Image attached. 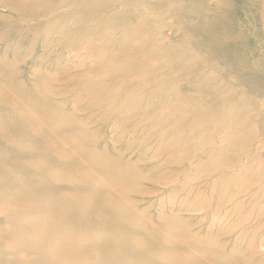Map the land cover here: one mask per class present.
<instances>
[{
    "label": "rangeland",
    "instance_id": "374dc122",
    "mask_svg": "<svg viewBox=\"0 0 264 264\" xmlns=\"http://www.w3.org/2000/svg\"><path fill=\"white\" fill-rule=\"evenodd\" d=\"M0 264H264V0H0Z\"/></svg>",
    "mask_w": 264,
    "mask_h": 264
}]
</instances>
